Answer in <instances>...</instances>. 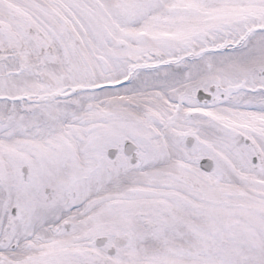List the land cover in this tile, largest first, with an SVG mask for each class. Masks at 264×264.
Segmentation results:
<instances>
[{"label":"snow or ice","instance_id":"snow-or-ice-1","mask_svg":"<svg viewBox=\"0 0 264 264\" xmlns=\"http://www.w3.org/2000/svg\"><path fill=\"white\" fill-rule=\"evenodd\" d=\"M0 264H264V0H0Z\"/></svg>","mask_w":264,"mask_h":264}]
</instances>
